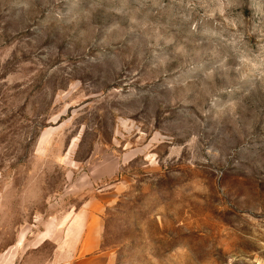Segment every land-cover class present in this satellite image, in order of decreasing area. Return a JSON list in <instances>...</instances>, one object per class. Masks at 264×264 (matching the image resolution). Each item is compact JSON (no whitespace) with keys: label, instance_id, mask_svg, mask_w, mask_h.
<instances>
[{"label":"rangeland","instance_id":"1","mask_svg":"<svg viewBox=\"0 0 264 264\" xmlns=\"http://www.w3.org/2000/svg\"><path fill=\"white\" fill-rule=\"evenodd\" d=\"M5 252L264 264V0H0Z\"/></svg>","mask_w":264,"mask_h":264},{"label":"crops","instance_id":"2","mask_svg":"<svg viewBox=\"0 0 264 264\" xmlns=\"http://www.w3.org/2000/svg\"><path fill=\"white\" fill-rule=\"evenodd\" d=\"M92 215H88V216H80L77 220H76V223H77V228H80V229H84L86 225H84L82 227V225L79 223L80 221V218H85L86 220L89 221V219H91ZM97 217H95V219L92 220V222H97L98 219H96ZM82 220V219H81ZM91 221V220H90ZM75 230L77 231V228L74 227ZM81 230V231H82ZM70 234V233H69ZM72 234V233H71ZM94 234V233H93ZM96 235H98V233L95 234L94 237H96ZM92 236V234H91ZM96 246V245H95ZM94 251V249L92 250ZM86 253H91V251H88ZM103 256H96V257H91V258H87L85 260H80L76 263H73V264H105L104 261H103ZM0 264H16V257H13V256H10V253L9 252H5L2 256H0Z\"/></svg>","mask_w":264,"mask_h":264}]
</instances>
